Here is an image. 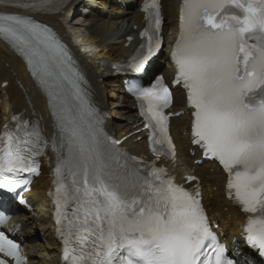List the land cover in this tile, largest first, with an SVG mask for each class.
<instances>
[{"label": "snow or ice", "instance_id": "obj_1", "mask_svg": "<svg viewBox=\"0 0 264 264\" xmlns=\"http://www.w3.org/2000/svg\"><path fill=\"white\" fill-rule=\"evenodd\" d=\"M159 7L158 0L144 6L152 10L157 31ZM179 19L172 60L192 110L193 143L227 172L229 192L234 190L249 214L247 242L264 257V0H182ZM0 37L48 92L54 144L61 149L56 224L69 264H236L211 231L199 192L180 187L162 168L144 173L139 162L114 148L117 142L104 132L103 117L81 87L71 56L49 28L22 15L0 14ZM146 60L135 61L137 71ZM58 76L71 84L70 92L55 83ZM134 94L152 129L150 142L161 145L153 152L174 157L163 111L171 102L169 89L158 79ZM20 129L43 140L38 127L23 123ZM0 142V188L15 192L28 184L20 174L36 172L37 164L27 140L7 135ZM19 247L0 231V253L26 264Z\"/></svg>", "mask_w": 264, "mask_h": 264}, {"label": "bare ground", "instance_id": "obj_2", "mask_svg": "<svg viewBox=\"0 0 264 264\" xmlns=\"http://www.w3.org/2000/svg\"><path fill=\"white\" fill-rule=\"evenodd\" d=\"M56 1V0H53ZM80 0H72L67 5L61 6L58 11L51 14L37 12L38 6L45 4V0H28L22 3L21 0H0V11L11 14H24L35 20L48 25L51 31L58 34L70 46L79 62L78 67L85 69L87 73L86 86H81L92 106L100 107L109 117L119 115L122 121H112L113 118L106 119L105 128L107 131L127 148L131 155H146L144 147V132L140 125V120L133 111L131 103L125 104L127 98L120 95V86L117 77H114L115 69L110 70L107 62L123 63L128 52L132 49L124 48L126 37H135L143 25L142 15L138 12V4L134 5L130 0H97L101 7V12L90 13L83 19L84 28L82 44H94L96 55L92 57L104 58L103 63H95L87 59L85 54L76 51L73 38L69 34L72 27L66 26V20L70 12H77L76 6ZM96 1H91V5ZM34 6L27 8V5ZM179 0H162V11L166 18L163 27L166 43L173 38L177 28V8ZM24 9H22L21 7ZM105 10V11H103ZM133 26L136 27L133 30ZM48 28V27H47ZM119 40L120 46H115ZM99 47V48H98ZM91 50L90 48H85ZM167 54L161 53L157 59L151 63L147 74L155 68L165 78L171 77V71L163 65ZM106 65V66H105ZM119 65V64H117ZM103 68L101 73H97ZM118 70V67H115ZM81 75L84 73L81 71ZM6 83L5 86H1ZM106 87H112L110 98L112 101H105ZM71 85L65 86L64 91L70 92ZM47 91L32 81L27 73L22 59L0 39V130L8 123L11 114H18L29 121L35 120L36 125L41 129L46 142L49 144L45 150V161L42 164L41 174L35 179L27 194V203L30 204L29 212H16V215L7 221V225L16 226L20 234L26 239L24 245L28 248L30 264H60V245L56 238L55 229L51 222L50 192L52 188L53 176L51 168L61 155V149L56 141L55 126L51 117V110L48 107ZM184 111L183 115L171 120L169 133L172 135L176 147V163L170 169L175 179L181 180L183 175H191L198 178L187 187L191 191L201 192V202L205 206L207 214L211 220H216L220 224V231L223 233L224 241L230 245H237L239 250L240 233L244 224V216L228 200L225 199V177L221 171L210 163H203L201 166H194L193 161L198 159L190 157L187 153L189 146L188 126L190 115L184 109L182 92L174 90L172 100V112ZM134 135V133H136ZM140 137V142H133V139ZM57 152V154H56ZM32 231H38L39 235L31 236ZM29 242V243H28Z\"/></svg>", "mask_w": 264, "mask_h": 264}, {"label": "rangeland", "instance_id": "obj_3", "mask_svg": "<svg viewBox=\"0 0 264 264\" xmlns=\"http://www.w3.org/2000/svg\"><path fill=\"white\" fill-rule=\"evenodd\" d=\"M58 3L57 4H50L49 6H38L40 3H37V12L39 13H45V14H51L54 13L55 11H58L61 6L65 3L66 0H56ZM91 1H96L94 4H90ZM97 0H80L79 4L76 6L77 12H70L68 14L66 22V26L72 27L74 30L72 31L71 29L69 30V34L73 40H78L80 41L83 39V33H84V28L86 27L85 23L83 22V19L86 18L90 13H96V12H101V7L97 4ZM105 11V10H103ZM59 12V11H58ZM115 46H120L119 40H115ZM107 92L105 94V101H112L113 98H110L111 92H112V87H106ZM112 121L116 123V121H122L123 118L120 117L119 115H114L112 116ZM133 141L140 142L138 138L134 139ZM38 236L39 233L38 231H32L31 236Z\"/></svg>", "mask_w": 264, "mask_h": 264}]
</instances>
